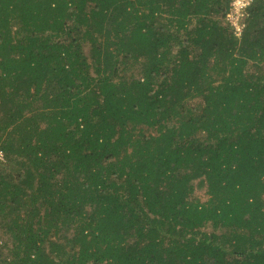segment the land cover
<instances>
[{
	"label": "trees",
	"instance_id": "1",
	"mask_svg": "<svg viewBox=\"0 0 264 264\" xmlns=\"http://www.w3.org/2000/svg\"><path fill=\"white\" fill-rule=\"evenodd\" d=\"M230 2L0 0V264H264V0L239 38Z\"/></svg>",
	"mask_w": 264,
	"mask_h": 264
},
{
	"label": "clouds",
	"instance_id": "2",
	"mask_svg": "<svg viewBox=\"0 0 264 264\" xmlns=\"http://www.w3.org/2000/svg\"><path fill=\"white\" fill-rule=\"evenodd\" d=\"M252 4V0H231L229 5V11L226 13L224 20L222 21L223 26H229L234 30V35L239 38L242 35L246 24L242 21L246 18L247 12L245 11ZM2 158V154H0Z\"/></svg>",
	"mask_w": 264,
	"mask_h": 264
},
{
	"label": "built area",
	"instance_id": "3",
	"mask_svg": "<svg viewBox=\"0 0 264 264\" xmlns=\"http://www.w3.org/2000/svg\"><path fill=\"white\" fill-rule=\"evenodd\" d=\"M0 154H2V158H0V161H5V154L2 149H0Z\"/></svg>",
	"mask_w": 264,
	"mask_h": 264
},
{
	"label": "rangeland",
	"instance_id": "4",
	"mask_svg": "<svg viewBox=\"0 0 264 264\" xmlns=\"http://www.w3.org/2000/svg\"><path fill=\"white\" fill-rule=\"evenodd\" d=\"M199 193V192H198ZM201 196H203V193H200Z\"/></svg>",
	"mask_w": 264,
	"mask_h": 264
}]
</instances>
